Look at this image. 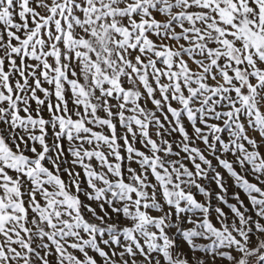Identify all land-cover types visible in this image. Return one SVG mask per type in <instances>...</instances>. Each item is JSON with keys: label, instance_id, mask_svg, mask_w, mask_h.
<instances>
[{"label": "snow or ice", "instance_id": "obj_1", "mask_svg": "<svg viewBox=\"0 0 264 264\" xmlns=\"http://www.w3.org/2000/svg\"><path fill=\"white\" fill-rule=\"evenodd\" d=\"M0 264H264V0H0Z\"/></svg>", "mask_w": 264, "mask_h": 264}]
</instances>
